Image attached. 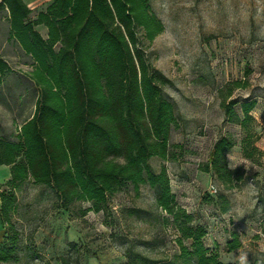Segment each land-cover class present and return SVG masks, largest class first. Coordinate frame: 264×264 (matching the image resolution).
Here are the masks:
<instances>
[{"label":"rangeland","instance_id":"1","mask_svg":"<svg viewBox=\"0 0 264 264\" xmlns=\"http://www.w3.org/2000/svg\"><path fill=\"white\" fill-rule=\"evenodd\" d=\"M148 1L163 30L152 42L139 31V47L169 80L164 97L178 119L170 159L153 157L150 164L156 172L166 167L178 203L206 228L210 253L224 264H264V0ZM26 2L35 11L42 3ZM6 16L0 12V57L13 72L0 87V137L9 138L34 114L38 93L25 76L33 59L10 42ZM39 31L46 36L45 29ZM252 101L257 104L246 127L229 121L228 105L244 119L242 103ZM223 138L235 143L227 153L228 185L212 170L205 172ZM11 170L0 166V185ZM139 189L128 185L117 192L107 213L85 212L87 202L64 212L52 190L21 183L13 218L22 234L19 258L6 264H62L56 262L60 256L71 264H194L177 259L173 221L156 207L154 191L148 185ZM221 196L226 213L215 206ZM234 234L240 247L229 252Z\"/></svg>","mask_w":264,"mask_h":264},{"label":"trees","instance_id":"2","mask_svg":"<svg viewBox=\"0 0 264 264\" xmlns=\"http://www.w3.org/2000/svg\"><path fill=\"white\" fill-rule=\"evenodd\" d=\"M1 11L7 12L10 42L33 59L25 76L38 94L32 117L9 138L0 137V166L12 169L6 189L0 191L5 229L0 263L19 258L22 234L13 222L16 191L21 183L32 182L52 190L61 211L87 202L91 206L85 212L97 213H107L110 198L128 185L136 190L148 185L156 207L173 221L181 252L177 259L224 264L206 248V228L195 224V217L178 203L166 167L156 172L150 164L153 157L170 159L178 119L164 97L169 80L147 63L139 47V31L152 42L163 30L149 1L54 0L33 15L25 0H0ZM12 72L0 57V87ZM256 104L242 103L244 119L228 105L229 121L246 127ZM215 146L205 172L212 170L228 185L227 153L235 143L223 138ZM223 199L215 206L226 213ZM233 237L229 252L240 247L238 236ZM69 247L78 249L75 243ZM56 262L71 264L64 256Z\"/></svg>","mask_w":264,"mask_h":264},{"label":"crops","instance_id":"3","mask_svg":"<svg viewBox=\"0 0 264 264\" xmlns=\"http://www.w3.org/2000/svg\"><path fill=\"white\" fill-rule=\"evenodd\" d=\"M26 1V0H25ZM42 3L40 4V7L39 8H37L38 10V12L39 11H41V10H43L47 5H49L50 3H52L54 0H40ZM28 4V3H27ZM29 5V4H28ZM29 7L34 11V12H37V11H35V9L34 8H32L30 5H29ZM10 179H8L7 180V182L9 181ZM6 182V183H7ZM4 185H6V184H4ZM4 185H0V190H2V189H4ZM0 223H1V221H0ZM1 229H3L2 228V225L0 224V230Z\"/></svg>","mask_w":264,"mask_h":264},{"label":"built area","instance_id":"4","mask_svg":"<svg viewBox=\"0 0 264 264\" xmlns=\"http://www.w3.org/2000/svg\"><path fill=\"white\" fill-rule=\"evenodd\" d=\"M212 191H213V193H217V190H216L215 188H213V190H212Z\"/></svg>","mask_w":264,"mask_h":264}]
</instances>
